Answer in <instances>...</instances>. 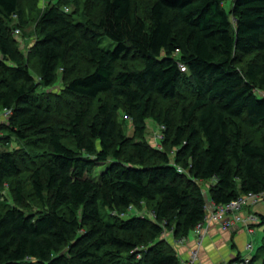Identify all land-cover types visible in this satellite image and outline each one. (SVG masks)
<instances>
[{"label":"trees","instance_id":"obj_1","mask_svg":"<svg viewBox=\"0 0 264 264\" xmlns=\"http://www.w3.org/2000/svg\"><path fill=\"white\" fill-rule=\"evenodd\" d=\"M84 1L36 8L28 53L15 37L23 0H0V115L11 111L0 124V264H180L176 244L209 204L264 192V0H150L144 12L140 0ZM82 60L91 68L78 74ZM64 105L66 122L55 117ZM149 120L164 127L161 149ZM14 140L25 148L11 151ZM144 207L150 215L125 218Z\"/></svg>","mask_w":264,"mask_h":264},{"label":"rangeland","instance_id":"obj_2","mask_svg":"<svg viewBox=\"0 0 264 264\" xmlns=\"http://www.w3.org/2000/svg\"><path fill=\"white\" fill-rule=\"evenodd\" d=\"M49 0H23V3H24V6L27 10L26 14L27 16L25 17V21H26V25L23 26L20 30H21V34L18 35V36H15L17 41H18V44H19V48L24 51V52H28L30 51V48L32 47L33 43L35 42V40L37 39V34H36V8H43L47 5ZM53 1H56V0H51V3ZM87 1V0H86ZM86 1H84V3L86 4ZM140 3L141 4V10L144 12L146 11V8L148 9L149 7V3H150V0H140ZM231 4H232V0H225V6L227 7V9H229L231 7ZM90 7V6H89ZM101 46L105 49H114L116 47V44L114 42H112L109 38H103L101 40ZM134 64L137 63L135 61H133ZM90 66H89V63L86 61V60H82L80 65H79V69L77 70L76 73L78 74H84L85 72H87L88 70H90ZM56 88H54V91L55 93L57 94H64V88H65V83H64V80L61 79V73H60V79L58 80V82L56 83V86H54ZM48 90L47 89H39L38 90V94L39 95H45L47 96V93ZM66 102H74V98L66 95L65 96V99ZM65 103V102H64ZM63 103V104H64ZM66 106L64 105L61 109V114H56L55 117H61V118H64L65 114L68 115V113L72 112L73 109L70 110V108H65ZM118 122L120 124V127L122 128L123 132L127 135V136H134V128H133V125H132V121L127 118L125 112L123 109H120L118 111ZM5 117L3 115H0V124H2V120H4ZM58 119V118H57ZM59 120V119H58ZM68 119L67 118H64L63 120L61 121H64L66 122ZM148 124H149V132H148V135H147V141L160 148V144H159V140L157 139V137H160L161 136V131H162V128H161V125L153 122L152 120H149L148 121ZM262 132V130H249V134H252L254 133L255 135H260ZM65 143L67 145H72V138L70 136H66L65 138ZM25 148V144L24 142H19V141H16L14 140L12 142V144L10 145V149L11 151H14L16 149H18L19 151L21 149H24ZM47 149V147L45 148L44 147H40L39 149L37 148L36 149V154H33L35 155L36 157H32L30 158L31 160H35L36 162H38L42 157H39L41 155V153ZM27 151V150H25ZM107 165H101L99 166L96 171L94 172L93 175H90L89 177L92 178V179H96V180H99V178L101 177L102 173L104 172L105 168H106ZM29 176H30V171H28L27 168H25V171L23 172V175H22V180L23 182L26 184V188H27V192H28V203H29V208L32 209L34 212H37L38 209H39V204L38 202L33 198V196L30 195V181H29ZM208 184V185H207ZM203 183V187L208 190L209 189V185H211V183ZM5 193H10L9 192V187L8 185H6V191ZM5 195H8V194H5ZM146 212L147 215H150V210L146 207H144L143 209H140V210H136L133 214H130V215H127L125 216L126 219L130 218L131 216L133 215H136L137 213H140V214H144ZM168 238L170 236H167ZM249 242L250 243H253L254 244V250L253 251H248V253H246L247 255H245L244 253L242 254V259H244L246 256H249L251 259H254L256 256H261L264 254V226H256L255 229H254V233L252 234H249ZM262 257V256H261Z\"/></svg>","mask_w":264,"mask_h":264},{"label":"built area","instance_id":"obj_3","mask_svg":"<svg viewBox=\"0 0 264 264\" xmlns=\"http://www.w3.org/2000/svg\"><path fill=\"white\" fill-rule=\"evenodd\" d=\"M21 34V30L17 29L15 31V36ZM11 111H6L3 116L9 117ZM162 130L164 127H161ZM161 136L157 137L159 141L163 140V133ZM162 147H160L161 149ZM182 172V170H179ZM264 206V192L262 193H249L247 195H242L238 199L231 201L227 204L216 205L209 204L206 211V216L202 222H200L194 229V234L197 237L194 249L190 253L189 259L180 264H199L200 260V250L203 245V241L206 235L209 233L210 229L214 226H219L223 231H231L238 224H244L250 232H253V227L259 226L260 217L257 213L251 212L248 216L243 215V211L247 207L255 208L257 206ZM184 242V241H181ZM246 250L253 251L254 244L248 243L246 245ZM251 258L239 259L234 261L232 264H251Z\"/></svg>","mask_w":264,"mask_h":264},{"label":"crops","instance_id":"obj_4","mask_svg":"<svg viewBox=\"0 0 264 264\" xmlns=\"http://www.w3.org/2000/svg\"><path fill=\"white\" fill-rule=\"evenodd\" d=\"M251 212L257 213L260 217L264 214V206L247 207L244 209L243 215L248 216ZM254 229L255 227H253V232H250L242 223L231 231H223L219 226L212 227L203 241L199 264H232L237 259H242V254L247 255L246 253H248L246 245L250 243L249 234L254 233ZM196 240L197 237L193 232L184 242L176 244L181 262L185 263L189 259L190 253L197 243Z\"/></svg>","mask_w":264,"mask_h":264},{"label":"bare ground","instance_id":"obj_5","mask_svg":"<svg viewBox=\"0 0 264 264\" xmlns=\"http://www.w3.org/2000/svg\"><path fill=\"white\" fill-rule=\"evenodd\" d=\"M247 210V209H246Z\"/></svg>","mask_w":264,"mask_h":264}]
</instances>
